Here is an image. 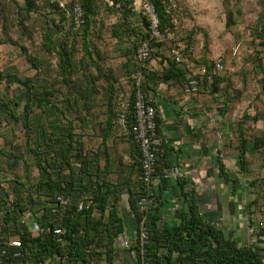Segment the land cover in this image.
Masks as SVG:
<instances>
[{
  "label": "trees",
  "instance_id": "trees-1",
  "mask_svg": "<svg viewBox=\"0 0 264 264\" xmlns=\"http://www.w3.org/2000/svg\"><path fill=\"white\" fill-rule=\"evenodd\" d=\"M3 1L6 3L5 8L3 7L4 11L0 12V19L4 20L2 27L5 28L13 17L8 14L9 11L12 13L9 1ZM12 2L16 7V25L21 38H30L35 31L33 24H29L32 15L42 16L46 20L47 25L40 33L41 50L49 55L53 54L56 65L48 75L43 71L44 66L41 61L30 56L26 48L21 46L20 50L25 61L35 70L34 74L24 76L15 67L0 71V83L5 84L0 93V126H7L12 130L13 127L21 126L25 135L23 143L11 145L6 133L0 131V138L4 139V145L0 144V171H13L20 163L24 165L22 177L16 176L7 181L0 179V245L10 238L19 239L23 253L21 264L43 261H48L49 264H115L114 258L117 253L115 234L120 222L117 203L123 186L121 183L110 182L107 177L109 167L108 152L105 148L107 140L114 129L119 127L117 119L123 112L122 103L127 101L129 107L125 111V126L137 152L139 173L138 192L134 195L128 194V204L138 221L140 215L135 204L141 194L142 186L139 150L131 133L134 124L131 108L134 100L133 77H137L140 73V87L146 97V91L150 89L149 82L154 83L155 80L149 72L146 73L144 66L153 54L157 56L159 50L160 58L166 61V67L160 73L162 81L171 78L175 83L180 84L184 91L191 78L190 74L184 65L175 63L169 56L168 50L171 46L164 41L149 42L151 49L149 59L139 68L135 61V51L148 39L147 21L144 17L136 16L131 12L130 0H110V2L81 0L84 24L77 29L73 28L66 10L58 7L57 0H22V4H18L15 0ZM151 2L160 20V31L177 36L179 14L172 1L151 0ZM258 4L261 12L250 31V36L251 45L255 49L256 69L261 75L259 79L261 93L264 95V0H258ZM101 5L105 14L116 18L110 29L111 36L120 43L124 41L128 43L127 47L121 50L120 56L126 59L121 66H125L124 70H127L125 76L131 88L127 93L122 92L119 95L116 85H120V78L114 70H106L102 67V63H105L104 56L98 51L92 53L87 47L86 38L91 24L100 13ZM1 6L3 3L0 0ZM226 20V27L234 24L231 12L228 13ZM51 32L56 34V42ZM191 34L192 32H189L186 39L189 40ZM77 39H80L81 49L84 52L79 59L75 57ZM164 46L165 51H162ZM182 54L193 63L186 45L182 48ZM87 59L94 67L96 75L87 77L83 75L84 85H81L82 80H78L74 83L75 88L70 96L60 101L58 95L62 92V88L69 87L72 77ZM213 66L214 62L209 66L206 65L202 74L194 75L198 81L197 93L206 85L212 88V93L219 91L218 83L222 79L220 75L211 74ZM53 74L59 76L60 82L53 77ZM98 80L104 82L101 86L104 93L103 100L99 106L100 109H105V112L98 123L100 144L97 148L90 149L84 141L89 135L77 133L75 121L78 120L79 128L82 124H89L88 118L93 108L92 95L97 93L95 87ZM150 104L154 107L152 103ZM81 110L85 111L84 115L81 114ZM220 113L223 115L222 111ZM65 114H74L75 118L67 119ZM62 117H65L64 120ZM155 119L156 133L159 136L156 116ZM243 119L256 123L259 120L263 121L264 115L258 113L253 117L245 115ZM236 130L238 166L241 173L245 174L247 154L250 149L256 152L264 147V135L249 142L244 135L242 123L237 124ZM23 152L31 157L30 163L27 164L24 160ZM169 168L167 151L163 145L162 154L157 155L155 163L160 192L166 189L169 179L163 178V170ZM32 170L35 175H32ZM218 178L229 187L231 196L235 197L238 180L231 177L220 160H218ZM179 184L181 187L184 185L181 182ZM257 185L258 182L254 180L249 183L251 188ZM57 196L67 198L68 203L57 205L55 202ZM81 201L84 202V206L79 209ZM249 206L256 207L257 199L251 201ZM151 211L145 221L146 243L139 247L138 242H133L129 248L135 253L136 264L142 262L157 264V258H160L157 252L161 249L167 252L163 256L166 264H264L263 223L255 224L250 218L247 228L248 232L256 237V243L241 245L200 214L197 202L191 194L187 208L176 212L178 224L175 230H170L166 225L162 226L161 219L159 228V218ZM251 214L252 212H249V215ZM26 216L33 218L39 225L41 230L36 234H32L25 225L21 224V220ZM56 230H59L60 234H55ZM56 258L60 261L57 262Z\"/></svg>",
  "mask_w": 264,
  "mask_h": 264
},
{
  "label": "rangeland",
  "instance_id": "rangeland-1",
  "mask_svg": "<svg viewBox=\"0 0 264 264\" xmlns=\"http://www.w3.org/2000/svg\"><path fill=\"white\" fill-rule=\"evenodd\" d=\"M3 6L0 7V12L4 11ZM7 1V0H6ZM11 6L9 16L13 17L10 24L5 28L2 27L4 20L0 19V71L6 70L10 67H15L24 76H31L34 74V69L26 63L25 57L22 54L20 47H24L27 53L36 57L40 63L43 64V71L50 75L55 68L56 59L53 54L49 55L41 50V35L47 23L42 16L32 15L29 24H33L35 31L30 38L20 37L19 28L16 25V7L12 0H8ZM18 4H22V0H15ZM40 1V0H38ZM175 5L179 19L177 20V39L178 43L187 46L188 54L191 56L193 63L200 68H206L210 63L220 59L224 64V70L220 74V82L218 83L219 91L212 93V88L206 85L202 88L198 95H203L210 105L213 114L218 117L215 120L213 134L221 131V124L225 123L230 126L231 138L229 143L230 150L237 156V124H243L244 135L249 142L254 139H260L264 135V120H259L254 123L252 120L243 119L245 115L249 117L255 116L257 113L264 115V95L261 93V85L259 84L260 74L256 69L255 49L251 45L250 31L255 26L261 8L258 0H171ZM4 7V8H3ZM100 13L95 22L91 24L90 31L87 36L89 51H98L105 57L102 67L108 70H114L115 74L120 78V85H116L117 94L124 92L123 83H128L126 76L117 71L119 65L122 64L124 57L115 54L113 46V37L110 29L116 18L105 14L104 8L100 7ZM7 11V9H6ZM232 13L234 24L226 27V17L228 13ZM1 14V13H0ZM50 25V21L48 23ZM52 29H54L52 27ZM66 29V27H65ZM64 29V31H65ZM54 32V31H53ZM51 32L53 40L56 42V34ZM189 32H192L190 39H186ZM21 38V39H20ZM20 39V40H19ZM188 40V45H187ZM124 43V42H123ZM168 43V42H167ZM81 41L77 39L75 57L79 59L84 55L81 49ZM124 49L127 45L122 46ZM183 47V46H182ZM185 47V46H184ZM121 48V47H120ZM123 50V49H122ZM161 50H165V46ZM82 52V53H81ZM155 52V50H153ZM93 56H95L93 54ZM41 59V60H40ZM122 59V60H121ZM125 59V58H124ZM126 60V59H125ZM50 65V67H49ZM83 66L77 70V73L72 77V82L69 87H63L62 92L58 95L59 100L70 96L74 83L82 80L81 85H84V76H95L94 67L85 60ZM105 70V71H106ZM60 82L59 76H55ZM125 78V79H124ZM104 82L98 80L96 84V92L92 95L93 108L92 114L88 118L89 124H82L81 128L78 126V120L75 121L77 133L82 134L85 131H92V137L85 138L90 149L97 148L100 144V129L99 121L103 118L105 109H100V102L103 100V91L101 86ZM5 87L4 82L0 83V93ZM68 94V95H67ZM91 99V100H92ZM220 111L223 112L221 115ZM84 115L85 111L81 110ZM79 114V115H81ZM67 119L75 118L74 114H65ZM65 117H62L64 120ZM97 123V125H95ZM94 125V126H93ZM94 127V128H93ZM0 131L6 133V137L11 145L14 143H23L24 133L21 126L13 127V130L7 126H0ZM4 139L0 138V144L4 145ZM24 151V149H23ZM23 158L30 163L31 157L23 152ZM247 173L243 174L236 163V168L231 177L238 180L236 188L239 201L244 204L242 214V225L248 226L250 218L255 224H264V147L259 151H252L250 149L247 154ZM35 170V169H34ZM24 173V165L21 163L16 170L2 172L0 171V179L9 180L16 176L22 177ZM32 175L35 173L32 170ZM257 181L258 185L251 188L249 183ZM229 190V187H228ZM230 193V190H229ZM257 199V206L250 207L249 203ZM249 212L252 214L249 215Z\"/></svg>",
  "mask_w": 264,
  "mask_h": 264
},
{
  "label": "crops",
  "instance_id": "crops-1",
  "mask_svg": "<svg viewBox=\"0 0 264 264\" xmlns=\"http://www.w3.org/2000/svg\"><path fill=\"white\" fill-rule=\"evenodd\" d=\"M113 40L115 54L120 55L124 49L122 46L128 43H120L114 38ZM122 59L121 65L126 61ZM121 65L117 71L125 77L127 70ZM144 67L146 73L149 72L155 80L154 83L149 82L150 89L146 91V98L156 110L159 136L167 151V161L170 167H175L182 175L178 179L169 177L164 191L160 192L157 188V201L151 212L159 218L158 227L160 228L161 219L162 226L166 225L170 230H175L178 224L176 212L187 208L191 194L197 202L200 214L207 221L239 244H247L248 228L241 224L244 207L242 198L239 201V196L232 197L228 186L218 178V160L224 164L230 175L234 173L238 161L227 143L232 135L230 126L222 123V130L214 135V122L218 117L213 114L206 97L198 95L197 92L184 93L182 86L171 78L168 81L161 80L160 73L166 67V61L160 58V50L157 56H151ZM203 71L204 68L194 63L190 69V72L199 75ZM122 88L127 93L131 85L126 82ZM86 133L90 137L93 135L92 131H85L83 134ZM105 148L109 161L107 177L110 182L121 183L123 186L117 203L120 222L115 234V264H136L135 253L124 248L122 243L131 237L137 224L128 204V194H136L139 188L137 152L127 129L119 127L114 129ZM179 182L184 184L183 187ZM166 253L165 249L157 252L160 257L157 258V264H166V260H163Z\"/></svg>",
  "mask_w": 264,
  "mask_h": 264
},
{
  "label": "built area",
  "instance_id": "built-area-1",
  "mask_svg": "<svg viewBox=\"0 0 264 264\" xmlns=\"http://www.w3.org/2000/svg\"><path fill=\"white\" fill-rule=\"evenodd\" d=\"M58 7L66 10L67 16L71 19V23L74 29H77L84 24V12L81 5V0H57ZM130 9L136 16H142L147 21L148 39L143 41L135 51V61L139 68L143 67L145 62L150 56L149 42L155 40L157 42H168L171 46L168 50L169 56L179 65H184L190 79L188 85L184 89L186 94H195L197 92L198 81L194 78L195 73L190 72L192 62L182 54V46L178 43L177 37L170 33H162L160 31V20L158 18L156 9L151 0H130ZM118 6V5H117ZM224 70V64L220 59L214 62V66L211 70L212 75H220ZM141 75L137 74L134 79V93L132 111L134 116V124L132 127V137L139 150V165H140V181H141V194L136 201V208L140 215V219L137 221L136 228L132 232L130 238L123 241L124 248H130L133 242H138L139 247H142L147 241V229L145 221L152 208L157 201V188L158 177L155 173V163L158 154H162L163 139L157 135L156 128V110L148 102L145 95L141 90ZM122 111L117 119L119 128L126 129L125 126V111L129 107L127 101L122 103ZM181 178V173L175 168L163 170V178ZM57 205H66L68 199L62 196L55 198ZM84 206V202L79 203V209ZM21 224L25 225L32 234H36L40 231L39 225L35 220L29 216H26L21 220ZM261 225V224H259ZM55 234H60L59 230L55 231ZM256 243V237L249 233V239L247 244ZM143 253V252H141ZM23 257L22 244L17 238H10L3 245H0V264H21L20 260ZM59 262L60 259L56 258ZM26 264H49L48 261L40 263L27 262ZM141 264H147L142 262Z\"/></svg>",
  "mask_w": 264,
  "mask_h": 264
},
{
  "label": "water",
  "instance_id": "water-1",
  "mask_svg": "<svg viewBox=\"0 0 264 264\" xmlns=\"http://www.w3.org/2000/svg\"><path fill=\"white\" fill-rule=\"evenodd\" d=\"M105 1L110 2V0H105Z\"/></svg>",
  "mask_w": 264,
  "mask_h": 264
}]
</instances>
